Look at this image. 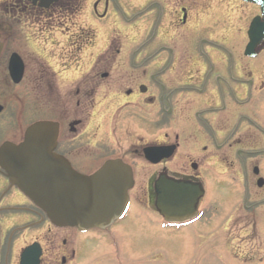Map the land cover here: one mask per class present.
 <instances>
[{
	"label": "flooded vegetation",
	"instance_id": "1",
	"mask_svg": "<svg viewBox=\"0 0 264 264\" xmlns=\"http://www.w3.org/2000/svg\"><path fill=\"white\" fill-rule=\"evenodd\" d=\"M128 1L0 0V145L22 141L35 121H52L55 152L76 171L120 159L133 177L126 218L81 232L53 226L0 168V264H19L30 247L28 264H71L81 255L83 264H125L117 232L130 235L137 223L125 222L139 214L159 228L166 207L156 189L176 185L188 189L193 210L163 230L214 264H264V40L255 57L244 55L246 14L235 4L256 9L248 22L259 8ZM122 4L132 41L113 31L99 42L102 26L88 14L117 17ZM146 147L168 154L148 162Z\"/></svg>",
	"mask_w": 264,
	"mask_h": 264
},
{
	"label": "water",
	"instance_id": "2",
	"mask_svg": "<svg viewBox=\"0 0 264 264\" xmlns=\"http://www.w3.org/2000/svg\"><path fill=\"white\" fill-rule=\"evenodd\" d=\"M244 1L261 8V16L253 20L248 33L250 42L246 52L250 53L264 37V0ZM57 135L56 123L31 124L22 142L16 145L7 142L0 147V166L10 184L41 208L53 225L105 228L125 209L127 189L131 186L128 167L118 160H110L92 175H82L54 152ZM160 150H150V159ZM179 195L174 194L175 204L183 199ZM26 263L23 256L22 264Z\"/></svg>",
	"mask_w": 264,
	"mask_h": 264
},
{
	"label": "rangeland",
	"instance_id": "3",
	"mask_svg": "<svg viewBox=\"0 0 264 264\" xmlns=\"http://www.w3.org/2000/svg\"><path fill=\"white\" fill-rule=\"evenodd\" d=\"M119 1V0H117ZM128 2H131L129 0ZM233 4V2H230ZM236 7L238 8V14H241L245 12V18L242 23V29H241V47L246 42V36H245V28L246 24L248 22V19L250 16H252L256 9L251 11V9L246 6L245 4H242L241 2H237ZM123 10V14H119L117 17H114V15H111L109 18L104 19H97L94 18L91 14H88L87 19L90 21H96L99 25L102 26L100 31V36L98 38L99 42L109 36L113 31L118 32L121 36V38H126L125 42L132 41V36L124 35L123 32L126 30L124 27V19L122 16L128 17V15L125 13L127 11V8L123 7V4L121 5ZM233 8V7H232ZM132 11V10H129ZM81 18H78L79 25L87 26V24L80 20ZM124 27V28H123ZM129 33L135 34L137 33L134 29H129ZM97 37H95L94 41ZM97 40L95 42V46H97ZM97 44V45H96ZM129 45V44H128ZM138 205V204H137ZM139 206H135L137 208ZM141 210V211H140ZM140 211V213H143V210L140 208L136 209V214ZM132 219H128L125 224H129L130 222H136L137 228H134L132 233L129 235L127 230L124 228L122 231H118L117 234L119 235V244L120 247L122 246V251H119L120 256L122 257L125 264H214L215 261L212 258V256L209 257H203V254L201 251H192L191 247L189 246L186 249V246L184 245L185 241L182 240L181 236H176L177 233H172L166 230H161L157 226L153 224L145 225L142 222L141 217H133ZM109 231H112L111 229ZM108 236V235H104ZM188 240V239H187ZM21 244L23 242L20 241L19 247L17 248V253L15 255L16 260L19 253L20 248L22 247ZM107 249V248H106ZM172 251L176 254H173ZM101 255V254H100ZM112 258L109 257V259L103 258L102 260L97 261V263H103V264H114L111 260ZM85 258L83 255L78 258V260L71 264H83Z\"/></svg>",
	"mask_w": 264,
	"mask_h": 264
}]
</instances>
